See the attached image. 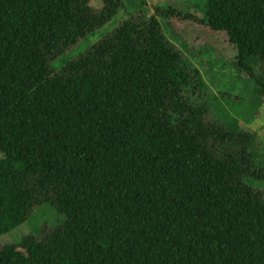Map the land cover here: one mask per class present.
<instances>
[{"label":"trees","instance_id":"obj_1","mask_svg":"<svg viewBox=\"0 0 264 264\" xmlns=\"http://www.w3.org/2000/svg\"><path fill=\"white\" fill-rule=\"evenodd\" d=\"M91 1L0 0V239L45 205L65 218L0 264H264V142L159 19L226 33L264 99V0L139 12L56 70L123 8Z\"/></svg>","mask_w":264,"mask_h":264},{"label":"rangeland","instance_id":"obj_2","mask_svg":"<svg viewBox=\"0 0 264 264\" xmlns=\"http://www.w3.org/2000/svg\"><path fill=\"white\" fill-rule=\"evenodd\" d=\"M123 8L109 23L102 26L94 34L89 35L80 41L76 48L60 56L53 67L60 70L67 61L79 54H84L90 47L101 38L107 36L118 28L124 20L139 12L146 13L148 17L157 14L158 9L166 10L171 7L183 14L190 12L195 19L200 20L207 13L208 0H122ZM91 8L100 12L102 2L92 0ZM158 15H167L166 13ZM159 16L162 24V31L166 37L176 45L189 62L196 67L203 80L214 91L227 112L235 116L244 128L254 132L260 143L264 142V99H261L255 84L247 81L245 74H239L233 63L234 48L229 43L228 36L224 32L209 30L202 24L195 21L182 20L179 17ZM221 33V34H220ZM230 97V98H229ZM237 97L238 99H231ZM242 99L241 101H239ZM1 158V154H0ZM36 216L42 221L29 220L28 227L35 233L40 230L42 224L52 226L65 221L50 205H45L38 210ZM21 231L20 228L4 235L0 239V245L18 241L22 233H29V229Z\"/></svg>","mask_w":264,"mask_h":264}]
</instances>
